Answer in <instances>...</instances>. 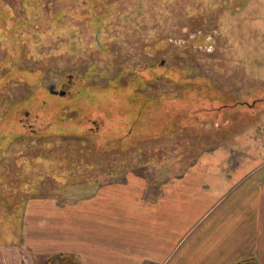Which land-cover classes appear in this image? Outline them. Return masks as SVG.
<instances>
[{"label":"rangeland","instance_id":"rangeland-1","mask_svg":"<svg viewBox=\"0 0 264 264\" xmlns=\"http://www.w3.org/2000/svg\"><path fill=\"white\" fill-rule=\"evenodd\" d=\"M136 1L0 0V243L16 237L18 209L30 196H64L117 172L182 165L216 144L247 145L264 157V101L249 107L247 96H264V0L236 9L235 0L228 9L220 0H143L141 17L128 12ZM190 10L217 18L208 28L212 46L189 42L201 27L192 17L180 23ZM159 58L188 62L201 75L190 86L179 79L176 89L171 73L172 82L153 78ZM131 65L145 88L128 75ZM119 67L122 77H111ZM59 70L80 73L69 92L32 87ZM158 86L172 95L144 91ZM15 105L40 138H17L25 128Z\"/></svg>","mask_w":264,"mask_h":264},{"label":"crops","instance_id":"crops-1","mask_svg":"<svg viewBox=\"0 0 264 264\" xmlns=\"http://www.w3.org/2000/svg\"><path fill=\"white\" fill-rule=\"evenodd\" d=\"M242 147L24 198L0 264H264V157Z\"/></svg>","mask_w":264,"mask_h":264},{"label":"flooded vegetation","instance_id":"flooded-vegetation-1","mask_svg":"<svg viewBox=\"0 0 264 264\" xmlns=\"http://www.w3.org/2000/svg\"><path fill=\"white\" fill-rule=\"evenodd\" d=\"M144 1L143 0L142 1H136L134 3V5L129 8V11H128L129 14L141 17L143 14V11H142L143 7L145 8ZM235 1H232L233 2L232 7H235V9H236V6L239 7V5L242 2H244V0H238V1H236L237 4L235 5ZM218 4L221 8H226V9H228V6L230 5V4H228V0H220ZM214 10L215 9H213V12H214ZM190 11L192 12V14H188L186 18L181 17L180 23H183L189 17H192L195 20L194 24L196 26L201 25V27L198 28L195 32H193V35L190 38L189 42L191 41V44L193 45V47L195 49H197L198 46L205 47V49L210 45L212 46V44L214 43V39L216 38V33L213 32L215 30L213 28L212 29L213 31L212 32L210 31L211 33L208 34L209 33L208 31L211 30V28L210 29H208V28H209L211 22H213V23L217 22L216 21L217 18H213L214 16L207 18L206 16H203V15H197L196 13H194L196 11H193V10H190ZM228 11H230V10H228ZM213 19H215V20L213 21ZM210 20H211V22H210ZM182 43H183L182 48H184L185 47L184 45H186V43L185 42H182ZM179 53H181V54L180 55L178 54L177 55L178 57H181L185 61L188 60L186 55L183 54V52H179ZM142 64H148V63L143 62ZM187 65H188V62L187 63L185 62L181 66H178V64H176L174 62H172V61L170 62V59H167V58L160 59L159 58L157 60L156 64H152L150 66L155 67V69L157 68V70L159 68L160 73L155 74V78L161 76L162 78L167 79L170 82H172L173 80L171 81L168 78V74L171 72H175L176 73L175 75L177 78L175 81L180 82L179 79L184 78L185 82H186L185 84L190 86L191 82L189 80L192 77H197V76H200L201 74H199L195 69H193L194 68L193 66H191V65L187 66ZM120 67H119V70H117L116 73L114 75H112L111 77H118V78L122 77ZM137 67H138V65H131V68L129 69L128 75L133 80H136V78H140V77H137V75H138L137 71H136ZM85 69H86V67H85ZM132 69H135V70H132ZM95 72L98 73L97 75H100L99 77H102L103 80H105V78L110 77V76L107 77V74H105L106 70H104V69H102V70L97 69V70H95ZM80 73L81 74L84 73V69ZM80 73L77 74L76 72H74V73H70L69 75H67L61 70H59V72H56V73H49L48 72V74H47V72H45V74L42 77L39 76L36 78L35 81L32 82V87L37 88L38 86H41L44 89H48V90L51 89L50 91L52 93L65 94V93L69 92L70 86L72 85V83H74L76 81L75 77H77V79H78ZM93 75H94V73L91 72V77ZM125 77H126V75H125ZM209 79H210V77H209ZM103 80L99 79V82L103 81ZM175 81H173L172 83L175 85V88L178 89L179 86L175 83ZM33 88H31V91L33 90ZM152 90L153 89L148 90V91L145 90V92L149 93V91H152ZM166 91H169V90H166ZM166 93H169V92H166ZM16 105H15V107H16ZM24 108L25 107H19V106L16 107V110H17L16 119L20 122V125H22L23 128H25V132H24V130L21 131L20 134L17 136V138L19 136H20V138H22L25 135H29V138L30 137L31 138H38V137L40 138L41 134H38L37 129L34 130L31 128L32 123L29 120L25 121V118L20 117L21 115H20L19 111H21V109L24 110ZM25 113L26 114H23V115H25V117L27 118L28 112H25Z\"/></svg>","mask_w":264,"mask_h":264},{"label":"trees","instance_id":"trees-1","mask_svg":"<svg viewBox=\"0 0 264 264\" xmlns=\"http://www.w3.org/2000/svg\"><path fill=\"white\" fill-rule=\"evenodd\" d=\"M155 68V67H154ZM151 72H153V73H156V74H159L160 73V71H159V68H158V70H157V68H156V71H153L152 69L150 70ZM153 73H151V74H153ZM176 73L175 72H171V76H172V78H173V81H175L177 78H176V75H175ZM137 77H140V78H138L139 80L142 78V79H144V75H137ZM153 78H155V75H154V77ZM133 80V79H132ZM190 82H192V81H190ZM175 83L180 87V86H182L181 84H180V82H178V81H175ZM195 83H197V82H195ZM199 83V82H198ZM200 84V83H199ZM185 85V84H184ZM138 87H139V89L140 88H145L144 87V81L143 80H140V81H138V84H137V89H138ZM144 91H145V89H144ZM148 91V90H147ZM156 91H158V92H161V93H166V92H168V91H166V89H163V88H160L159 86L158 87H155V88H153V90L152 91H149V93H154V92H156ZM153 93H152V95H153ZM171 93V92H170ZM170 93H167V94H169V95H166V96H170V95H172V94H170ZM154 96H157V95H154ZM56 258L59 260V261H62L61 262V264H78V263H76V262H74V261H72V260H70L66 255H57L56 256ZM46 264H55V257H52V258H50L49 260H48V262L46 263ZM241 264H249L248 262H243V263H241Z\"/></svg>","mask_w":264,"mask_h":264},{"label":"water","instance_id":"water-1","mask_svg":"<svg viewBox=\"0 0 264 264\" xmlns=\"http://www.w3.org/2000/svg\"><path fill=\"white\" fill-rule=\"evenodd\" d=\"M51 90V89H50Z\"/></svg>","mask_w":264,"mask_h":264}]
</instances>
